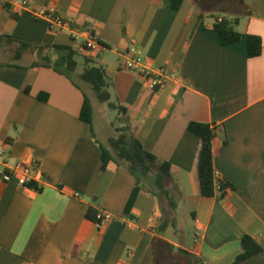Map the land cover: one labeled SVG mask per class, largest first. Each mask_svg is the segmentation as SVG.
<instances>
[{
	"label": "crops",
	"instance_id": "obj_1",
	"mask_svg": "<svg viewBox=\"0 0 264 264\" xmlns=\"http://www.w3.org/2000/svg\"><path fill=\"white\" fill-rule=\"evenodd\" d=\"M25 1L30 8L22 6L24 0H0V35L50 46L44 55L52 62L67 55L54 46L71 47L77 55L81 46L68 30L51 29L35 12L54 9L62 19L89 23L96 32L101 45L84 56L106 69L111 101L127 109L144 148L172 165L179 189L176 213L194 229L179 247L201 264H232L245 234L264 247V12L236 17L239 32L262 39V54L248 58L245 38L222 46L206 29L211 15L236 16L213 0H185L178 11L164 0ZM28 55L31 62L22 63ZM127 56L154 74L165 69L172 78L154 92L151 78L125 68ZM36 60V53L27 51L15 66L0 62L5 148L0 171L32 164L42 188L0 178V264H172L167 244H177L171 229L157 233L162 218L157 197L140 191L126 214L135 177L125 167L101 172L95 116V138L80 119L84 93L92 89L79 78L82 71L78 81L53 68L32 67ZM191 122L224 127L214 143V166L235 190L223 203L199 192L200 139L189 130ZM119 127H107L108 144L115 136L111 129ZM90 207L110 213L112 220L99 227L86 218ZM157 244L163 246L164 263Z\"/></svg>",
	"mask_w": 264,
	"mask_h": 264
},
{
	"label": "trees",
	"instance_id": "obj_2",
	"mask_svg": "<svg viewBox=\"0 0 264 264\" xmlns=\"http://www.w3.org/2000/svg\"><path fill=\"white\" fill-rule=\"evenodd\" d=\"M184 1L185 0H164V3L166 7L178 11L182 7ZM5 7L10 9L7 4ZM14 18L17 19V16L14 15ZM203 18L204 14L202 13L200 14V19ZM209 18L212 20V23L207 26L206 29L218 35L222 46L240 43L242 39L245 38L248 58H256L262 54V39L256 35H244L239 32L237 29L238 20L236 18L230 19L219 15H211ZM71 26L81 28L82 30H88L92 34L96 33L89 23H83L79 26L71 22ZM4 44H16L17 48L15 49L13 57L15 61H20L27 51H33L37 55V60L32 64V67L53 68L68 77H70V73L76 72L78 65L76 60L77 51L71 47L54 46L57 49L67 50V55L56 62H52L48 56L44 55L45 50L50 47L48 45L34 46L16 41L8 35H0V48ZM99 44L101 45L100 41ZM80 46L84 49V46ZM5 64L8 66L16 65L15 62H6ZM79 78L83 82L90 84L97 99L101 103H108L109 108L118 110L120 114L123 115L122 122L124 126L118 130L119 135L111 138L108 146H104L99 142L98 145L101 151V172L110 168L119 169L125 167L136 179V186L129 199L126 214L130 212L140 191L146 190L154 194L159 201L162 218L157 233L159 235H164L168 229L176 230L177 219L175 213L178 207L179 189L172 178V165L144 148L142 143L138 140L134 129L129 124L127 109L124 106H117L115 103L111 102L112 94L110 88L112 84L103 66H97L93 60L86 58L84 69L79 75ZM162 87L161 84H155L152 86V89L154 92H157ZM40 98L42 100L47 99L45 94L40 95ZM80 119L90 127L92 136H94V108L89 96L85 93ZM188 128L200 139V148L197 156V182L199 192L204 197H216L218 201L223 203L229 192L235 190L232 184L217 177L214 166V143L219 136V131L222 130L221 132L225 134L224 127L215 124L191 122ZM226 141L227 139L225 138V142ZM28 188H32L38 192L42 191V188L36 183L29 184ZM97 216V208L90 207L87 210L86 218L96 224L99 223ZM167 245L171 251L175 249L170 243ZM241 247L242 253L232 264H245L264 254V247L249 234H245L242 237ZM177 252L179 255L193 258V264H201L199 258L193 257L183 248L179 247Z\"/></svg>",
	"mask_w": 264,
	"mask_h": 264
},
{
	"label": "rangeland",
	"instance_id": "obj_3",
	"mask_svg": "<svg viewBox=\"0 0 264 264\" xmlns=\"http://www.w3.org/2000/svg\"><path fill=\"white\" fill-rule=\"evenodd\" d=\"M215 5L217 6L218 9L220 10H226V11H233L234 13H236L234 16L236 17H244L243 15L247 14V13H261L264 12V0H213ZM253 4V5H252ZM220 15V14H218ZM232 17V16H230ZM233 17V18H234ZM17 48L16 44H4L3 47L0 49V62L4 63V62H20V61H15L13 59L14 54H15V49ZM88 52L87 50H84L82 47H80L79 49V53L77 55V59L79 61V66L77 68V71L75 73H70L72 74V76L75 77V79H77L79 81L78 75L77 73H80L81 71H83L84 66H85V62H86V58L84 56V53ZM33 51H30V54H33ZM92 53V52H91ZM65 57V56H63ZM26 59H24L23 61H21L22 63H30L32 60V56L28 55L27 57H25ZM20 62V63H21ZM88 95L89 98L92 102V105L94 107V116H95V129L97 132V139L99 140V143L104 145V146H108V142L106 140V132H107V127L109 126L111 127H115V126H120L122 124V127L124 126V123L122 122L123 119V115L120 114V112L117 110H113L111 108H109L108 103H101L97 98L96 95L94 93V91L89 90L88 91ZM112 102V101H111ZM114 102V100H113ZM115 103V102H114ZM116 104V103H115ZM107 123H109L110 125L107 126ZM119 127V128H122ZM118 129V128H117ZM112 130V132H114L115 136L117 137L119 135V129L118 130ZM176 215V219H177V227L176 230L171 229V233L169 234V237H171V240L173 242H175L177 245V247L174 246V250L171 251V255L172 257L174 256V259H172V264H192L191 260L189 259V257L187 256H182L179 255V253L177 252L178 247H184V245H182V239L184 238V236L189 237V239H192V236L194 234V229L192 226H189L187 224V222H185L182 219V215H180V213H175ZM189 216V222L192 221V218L190 215ZM157 253L159 256V259L161 262L164 263L163 260V246L161 244H157ZM251 264H264V256L261 257L260 259H257L256 261H253Z\"/></svg>",
	"mask_w": 264,
	"mask_h": 264
},
{
	"label": "built area",
	"instance_id": "obj_4",
	"mask_svg": "<svg viewBox=\"0 0 264 264\" xmlns=\"http://www.w3.org/2000/svg\"><path fill=\"white\" fill-rule=\"evenodd\" d=\"M22 6L25 8H30L28 2L25 0L22 3ZM34 14L38 18H46L50 23L51 29L57 26L68 30L72 39L84 46V50H87L89 53L96 51L100 47L99 38L96 33L92 34L88 30L72 27L71 22L62 19L54 9L40 10ZM125 68L134 72H138L144 77L151 78L152 86L155 84H161V86H164L168 80L172 78V74L165 69H160L154 74L150 68L146 66H140L138 60L133 56L126 57ZM4 154L5 148L0 146V157H2ZM36 176V168L32 164H19L14 168L0 171V178L2 180L9 181L12 178H16L21 187H28L29 184L35 183ZM97 218L99 220V223H97L99 227H103L110 220H112L110 213L101 210L98 211Z\"/></svg>",
	"mask_w": 264,
	"mask_h": 264
}]
</instances>
